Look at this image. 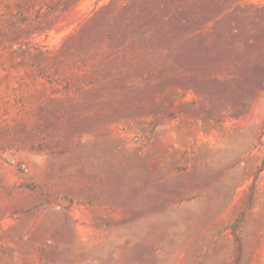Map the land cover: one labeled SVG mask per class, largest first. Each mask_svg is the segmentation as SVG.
Instances as JSON below:
<instances>
[{
	"label": "rangeland",
	"instance_id": "rangeland-1",
	"mask_svg": "<svg viewBox=\"0 0 264 264\" xmlns=\"http://www.w3.org/2000/svg\"><path fill=\"white\" fill-rule=\"evenodd\" d=\"M264 0H0V264H264Z\"/></svg>",
	"mask_w": 264,
	"mask_h": 264
},
{
	"label": "trees",
	"instance_id": "trees-1",
	"mask_svg": "<svg viewBox=\"0 0 264 264\" xmlns=\"http://www.w3.org/2000/svg\"><path fill=\"white\" fill-rule=\"evenodd\" d=\"M263 166H264V157H263V159L261 161V167H263Z\"/></svg>",
	"mask_w": 264,
	"mask_h": 264
}]
</instances>
